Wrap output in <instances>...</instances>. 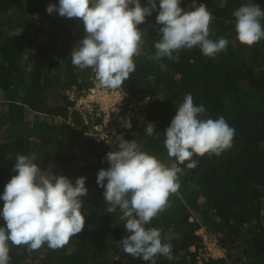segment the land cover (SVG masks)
I'll return each instance as SVG.
<instances>
[{
	"label": "trees",
	"instance_id": "obj_1",
	"mask_svg": "<svg viewBox=\"0 0 264 264\" xmlns=\"http://www.w3.org/2000/svg\"><path fill=\"white\" fill-rule=\"evenodd\" d=\"M146 3L141 0L142 6ZM197 3H204L213 16L209 38L227 39V49L215 58L193 47L181 50L178 61L153 59L161 27L153 11L138 26L144 30V45L134 58L135 71L120 87L142 102L138 113L143 120L135 116L131 128L120 124L117 136L100 138L93 128L99 122L92 123L99 118L87 114L86 123L77 108L71 109L75 102L68 95L93 86L92 69L71 63V52L85 36L82 19L62 17L58 11L49 14L48 5L58 7L59 0H0V196L17 174L13 169L18 155L29 156L49 176L64 175L73 184L84 176L88 189L82 197L85 226L79 234L56 250L47 244L31 252L10 245V264H151L122 250L125 221L119 209L107 213L97 174L109 167L104 158L118 150L121 134L165 164L175 162L167 155L164 134L189 94L205 109L201 119L223 116L235 136L232 147L219 156L194 155V169L187 168L189 161L178 164L183 171L178 192L169 198L171 206L146 225L159 229L162 243L172 245L171 256H159L156 264H199L204 243L196 232L201 226L218 237L225 253V258H202V264H264V39L250 47L240 43L233 16L248 3L264 10V0ZM190 4L181 0L185 11L194 10ZM161 65L166 67L162 70ZM149 123L155 125L152 136L145 135ZM3 206L0 199V212ZM0 226L6 227L2 216Z\"/></svg>",
	"mask_w": 264,
	"mask_h": 264
},
{
	"label": "clouds",
	"instance_id": "obj_2",
	"mask_svg": "<svg viewBox=\"0 0 264 264\" xmlns=\"http://www.w3.org/2000/svg\"><path fill=\"white\" fill-rule=\"evenodd\" d=\"M189 7L194 10L185 11L181 0H159L158 7L157 0H147L143 6L141 0H59L58 7L49 4L47 12L58 11L62 17L82 19L85 36L71 52V63L91 68L100 87L116 90L136 69L134 58L141 54L144 45V30L138 26L153 11L158 12L155 21L161 26L153 59L178 61L181 50L193 47H199L204 56L215 58L227 49V39L209 38L213 16L206 5L191 0ZM233 16L240 43L250 47L264 39V10L258 4H243ZM165 67L161 65L162 70ZM204 111L203 105L194 104L190 94L177 107L164 134L167 155L175 161L170 166L122 134L116 139L118 150L108 152L104 158L109 167L98 171L97 184L104 189L107 213L119 209L120 219L125 221L127 235L119 241L124 253L151 264H156L161 255L171 256L172 245L162 243L161 231L146 225L171 206L169 198L178 192V174L183 171L178 164L189 161L187 168L194 169L198 164L192 159L194 155L219 156L232 147L235 136V129L223 116L201 119ZM96 121L102 124L97 119L92 123ZM123 126L131 128V121L126 120ZM155 133V125L147 124L145 135ZM13 170L17 174L0 196L4 201L0 216L6 222V227L0 226V264H10V245L26 246L31 252L47 244L56 250L67 245L85 226L82 197L88 193L86 177L77 178L73 184L64 175L49 176L26 155L17 156ZM196 233L204 243L199 264L202 258H225L218 237L208 228L201 226Z\"/></svg>",
	"mask_w": 264,
	"mask_h": 264
},
{
	"label": "built area",
	"instance_id": "obj_3",
	"mask_svg": "<svg viewBox=\"0 0 264 264\" xmlns=\"http://www.w3.org/2000/svg\"><path fill=\"white\" fill-rule=\"evenodd\" d=\"M91 80L93 86L82 94L77 95L76 92H69V100L75 102L72 108H77L88 122L87 114L99 118L102 124L95 126L100 132L102 138H112L117 136V128L120 124H124L126 120H132L135 116L143 120L138 102L135 99L126 96L122 90L105 89L98 85L95 74L92 71ZM104 128L107 131L104 132Z\"/></svg>",
	"mask_w": 264,
	"mask_h": 264
},
{
	"label": "rangeland",
	"instance_id": "obj_4",
	"mask_svg": "<svg viewBox=\"0 0 264 264\" xmlns=\"http://www.w3.org/2000/svg\"><path fill=\"white\" fill-rule=\"evenodd\" d=\"M3 110V107H2V105H1V107H0V111H2ZM60 119V118H59ZM59 119H57V121H58V123H59ZM69 121H72L71 119H68ZM92 132V129L90 128V130L89 131H87V133H91ZM219 252V251H218ZM219 253H221L222 254V252H219ZM216 256H219L217 253H216Z\"/></svg>",
	"mask_w": 264,
	"mask_h": 264
}]
</instances>
